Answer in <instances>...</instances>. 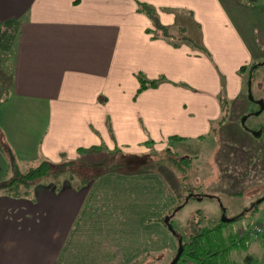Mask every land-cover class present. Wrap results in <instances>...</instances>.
I'll list each match as a JSON object with an SVG mask.
<instances>
[{"label": "crops", "instance_id": "obj_1", "mask_svg": "<svg viewBox=\"0 0 264 264\" xmlns=\"http://www.w3.org/2000/svg\"><path fill=\"white\" fill-rule=\"evenodd\" d=\"M148 16L156 26L190 23L198 46L156 27L153 32ZM263 34L264 0H0V87L8 72L0 101V172L13 162L76 160L106 148L198 149L224 111L229 119L231 105L245 115L259 108L244 97L257 82L254 71L264 70ZM137 72L163 77L137 89ZM257 98L264 108V98ZM249 149L250 157L259 154L253 141ZM94 168L84 183L65 179L68 189L37 182L32 195L0 194V264H130L146 252L171 257L175 238L157 219L180 196L165 172L169 166ZM223 183L233 186L235 177ZM255 189L238 204L214 197L219 210L201 223L230 207L228 219L244 211L226 221L224 236L264 224V191L255 200ZM45 199L57 203L37 209ZM218 264H264V243L241 236Z\"/></svg>", "mask_w": 264, "mask_h": 264}, {"label": "rangeland", "instance_id": "obj_2", "mask_svg": "<svg viewBox=\"0 0 264 264\" xmlns=\"http://www.w3.org/2000/svg\"><path fill=\"white\" fill-rule=\"evenodd\" d=\"M141 3L142 2H140V6H142ZM145 7H147V5ZM148 18H150L153 32L156 27L157 33L165 31L169 33V36H171L174 40L187 39L188 42L192 43L193 45H197V36L195 35L196 33H194L196 32V28H193L190 23H188L186 26H179L178 24L173 26H156L153 18L151 16H148ZM178 22L179 24H183L184 20L181 19ZM258 39L260 41L264 39V34L263 38L262 36H259ZM262 41L264 47V40ZM8 58L7 66L10 62V56ZM138 75L146 78L143 73L137 72L135 74V76ZM7 76L8 72L5 75L6 79L8 80ZM162 77L163 76H157L156 81ZM252 79L253 81H257L253 82L251 86L252 98H257L258 96H262L264 98V70H255L252 74ZM7 80H4L3 87H0L1 102L5 101L3 95H5L4 90L8 87ZM220 100H222V107H225L224 97H222ZM244 100L245 102H248V105L252 102L249 101L250 99L248 93L244 97ZM231 106L232 113L229 114V119H227L228 115L224 111L220 119L212 123L213 130L211 134H206L207 136L200 140V147H198V149L194 146V150H191V147L188 149L183 145L175 146V148H173L175 151L173 150L169 152L166 151L164 146L162 148L156 146L148 148L145 147V149L143 148L139 151L133 149L106 148V150L100 151L98 154L94 153L90 156L77 158L76 160H73V158L69 157L68 155L63 156L61 159L46 158L51 162L49 171L25 187L18 183L17 185L12 186L13 188L10 190L5 189V187L8 188L5 183L14 173V171L10 168L2 170V172H0V178L3 179L0 181V194L9 192L11 195H13L11 192L17 189V191L25 190L28 195H32L35 192L37 182L43 184L45 189L52 187V185H54L56 189H68V185L63 183L65 179L67 181L71 179L72 184L73 182L83 183L87 181L88 177L96 173V168H94V166H104L108 168L116 167L122 170H132L139 167L146 168L155 165L157 167L161 165L165 168L169 166L165 172L173 177V186L174 188L176 187L175 189L180 195L179 199L186 198V194L190 191L199 192L200 197H202L201 200L192 197V199L184 203L181 209L176 211V213L172 216V224L174 229L178 230L185 239L189 232L196 230V225H200L203 217L210 216L213 212L217 213L220 204L218 205V202L214 197H221V199L225 200L226 204L228 202L235 204L242 203L243 200H245L244 197L248 195V191L251 189V187L255 189V186L251 185H254L255 182L259 180H261V184L263 185L260 186L259 184L258 187H260H257V189L253 190V198L258 200L260 197L259 195H261L262 191H264V108L262 107L263 110L258 113H254L255 110H253L252 113L245 115V113L240 114L238 111H235L238 105L233 104ZM249 107H251V105ZM252 107H255L256 109L258 104L253 101ZM2 108L3 106L1 109ZM242 115H245L243 121L240 120ZM258 129L261 131V134H252L253 130ZM243 130H246V132L248 131L249 135L247 138L243 135H239L238 132ZM252 141L258 145L259 154L250 157L251 150L249 148L252 144ZM186 143L187 142H182L180 144ZM184 153H196L197 155L195 157L197 158L190 161L189 164L179 163L181 164V167L183 166L181 170L176 167L177 165L175 166V164L166 159L167 155L169 154L179 156L181 154L183 155ZM29 155L30 154H28V156ZM41 159L43 158H39L36 161H22L16 165V168L23 171L28 166L34 165ZM69 160L70 162H67ZM249 160H251V162ZM94 161H99L101 163L95 164ZM257 162L258 168L257 170H254L252 168V163ZM228 176L235 177V185H223V181L228 178ZM253 182L254 184H252ZM234 187H236V189H240L241 191L237 193H228V191ZM44 193L48 192L45 191ZM61 193L63 194V191H61ZM233 194H238L237 196L241 194L242 197H233ZM196 198H198V196ZM61 199L59 202H61ZM179 199L177 202L181 201V199ZM56 203V200L52 201L45 199L42 202H37L36 206L39 210L41 207L49 210L52 204ZM71 211L72 205L68 209L65 219L66 217L70 216ZM233 211L234 209L232 210L230 207H228L225 210V213L230 215ZM149 218L150 217L146 218V221ZM153 219L154 217L150 218L152 221ZM64 226L65 223L62 224V229ZM174 252L175 249H173L171 253L173 254ZM158 254L157 257L151 258L149 263L146 264H167L170 261L171 257H169L168 254L167 256L164 255V253L163 255L162 253L161 255ZM181 260L184 264H191V260H189L187 256H184V259Z\"/></svg>", "mask_w": 264, "mask_h": 264}, {"label": "trees", "instance_id": "obj_3", "mask_svg": "<svg viewBox=\"0 0 264 264\" xmlns=\"http://www.w3.org/2000/svg\"><path fill=\"white\" fill-rule=\"evenodd\" d=\"M141 4L142 6L145 5L144 3ZM160 34L169 35L165 31H162ZM193 46H197V45H193ZM254 65L255 64L253 62L252 64H250L249 68L250 67L252 68ZM243 67H244L243 65L239 66L240 69H243ZM251 68L249 69L250 71ZM247 77L248 78L250 77L249 71L247 72ZM137 80H138L137 89H141L144 86H146L147 83L148 84L155 83L157 79L156 78L146 79L138 75ZM258 131L260 130L258 129ZM170 137L178 138V136H170ZM166 159L171 163L175 164V166L177 165L176 167L179 170H181V168H183V166L181 167V164L182 163L189 164L191 160V156L186 154L183 155L181 154L179 156L169 154L167 155ZM67 162H70V160ZM100 163L101 162L95 164H100ZM50 166H51V162L46 158H43L34 165L28 166L26 169L22 171L17 169L16 163L13 162L12 170L14 171V173L6 181L5 185H7L8 188L5 187V189L10 190L11 188H13L12 186L17 185L18 183L25 187L29 183L45 175L49 171ZM24 191L25 190L17 191V189H15L11 193L14 195V194H20ZM199 195L200 194L190 191L186 194V198H192V197L196 198ZM186 198L182 199L181 201H178L173 209L169 210L164 215L157 218L166 227H167V221L171 224L172 228L170 229L168 228V229L172 232L175 238L174 249H176L178 238H180L181 240L182 250L179 257L173 264H184L181 260L184 259V256H187L189 260L195 262L196 264H218L220 261V257L222 258L225 257L230 247L239 243L241 238L238 236V233L236 235L237 238L235 236H230V237L224 236L222 232V226L227 223L226 222L227 220H233L236 217H240L244 210L238 213L236 216H233L227 220H221L220 218H216V219H210L206 223L203 224L201 223L200 225H196V230L193 232H189L186 238L184 239L182 234L178 230L174 229V226L172 224V216L175 210L183 206ZM165 216H167V221L164 220ZM172 229H174V231H172ZM173 254L171 255V258ZM153 257H157L155 253L146 252L140 258L134 259L130 264H136V263L144 264L145 261L149 262V260Z\"/></svg>", "mask_w": 264, "mask_h": 264}, {"label": "water", "instance_id": "obj_4", "mask_svg": "<svg viewBox=\"0 0 264 264\" xmlns=\"http://www.w3.org/2000/svg\"><path fill=\"white\" fill-rule=\"evenodd\" d=\"M248 96H249V98H252V95H251L250 92H248ZM257 102L259 104V108L257 110H255L254 113H258L260 111V109L263 107V103L259 99L257 100ZM244 118H245V115H242L240 120L243 121ZM252 134L257 135V134H259V131L258 130H253ZM220 219L221 220H227L228 217H226L224 215H221ZM164 220L167 221V216L164 217ZM167 228H169V229L172 228L171 224L168 221H167ZM172 231H174V229H172ZM181 250H182V244H181L180 238H178L175 252H174L171 260L167 264H173L177 260V258L179 257V255L181 253Z\"/></svg>", "mask_w": 264, "mask_h": 264}, {"label": "built area", "instance_id": "obj_5", "mask_svg": "<svg viewBox=\"0 0 264 264\" xmlns=\"http://www.w3.org/2000/svg\"><path fill=\"white\" fill-rule=\"evenodd\" d=\"M247 235L249 237L258 238L264 243V224L257 222L249 225L248 227L242 228L238 231V236Z\"/></svg>", "mask_w": 264, "mask_h": 264}, {"label": "flooded vegetation", "instance_id": "obj_6", "mask_svg": "<svg viewBox=\"0 0 264 264\" xmlns=\"http://www.w3.org/2000/svg\"><path fill=\"white\" fill-rule=\"evenodd\" d=\"M248 92L251 93V91H250L249 88H247V93H248ZM251 100H252V101H255V102L258 104V102H257L258 99H257V98H254V97H253V98H251ZM258 105H259V104H258Z\"/></svg>", "mask_w": 264, "mask_h": 264}]
</instances>
